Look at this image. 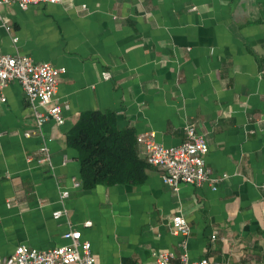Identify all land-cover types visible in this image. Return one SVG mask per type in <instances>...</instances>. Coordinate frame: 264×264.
Segmentation results:
<instances>
[{"label":"crops","instance_id":"crops-1","mask_svg":"<svg viewBox=\"0 0 264 264\" xmlns=\"http://www.w3.org/2000/svg\"><path fill=\"white\" fill-rule=\"evenodd\" d=\"M0 13V52L64 67L55 97L66 105L61 123L37 126L20 84L0 88V256L61 245L78 228L97 264H155L162 249L264 264V0H62ZM89 111L128 133L134 177L84 184L68 135ZM188 124L207 140L214 188L173 191L146 161L141 133L177 145ZM42 146L49 164L35 161Z\"/></svg>","mask_w":264,"mask_h":264},{"label":"built area","instance_id":"built-area-1","mask_svg":"<svg viewBox=\"0 0 264 264\" xmlns=\"http://www.w3.org/2000/svg\"><path fill=\"white\" fill-rule=\"evenodd\" d=\"M60 1L62 0H0V8L14 3L26 9L39 3ZM0 20L3 25L6 24L1 13ZM64 72V67L55 66L48 61H35L28 56L0 52V88L10 81L20 84L31 105L37 126L48 119L56 123L63 121L66 105L58 102L55 94L59 77ZM102 77L107 79L110 73L104 71ZM1 100H4L3 96ZM25 135H29V132H25ZM138 140L143 144L146 161L161 169L162 181L173 191H177L181 184L201 185L206 182L215 187L217 177L211 175L205 158L208 151L207 140L203 134L196 132L193 125L185 126V139L177 145H164L156 141L152 132L141 133ZM35 161L38 164L50 163L47 147L40 148L39 156L35 158ZM75 184L78 185L79 181L76 180ZM68 195V190L60 192L62 205ZM65 213L66 210L63 207L53 211L55 217ZM171 224L173 232L184 237L181 243L185 246L189 225L180 211L172 216ZM83 225L89 226L91 221L86 220ZM62 236L65 240L63 244L46 249L34 248L25 243L17 244L12 253L0 256V264H97L91 243L82 238L80 229L68 228ZM154 255L155 264H210L205 257L189 261L185 251L177 259L168 249L157 250Z\"/></svg>","mask_w":264,"mask_h":264},{"label":"trees","instance_id":"trees-1","mask_svg":"<svg viewBox=\"0 0 264 264\" xmlns=\"http://www.w3.org/2000/svg\"><path fill=\"white\" fill-rule=\"evenodd\" d=\"M127 132L116 128L111 114L84 112L72 127L68 142L79 156L84 184L114 183L136 175L135 160Z\"/></svg>","mask_w":264,"mask_h":264}]
</instances>
